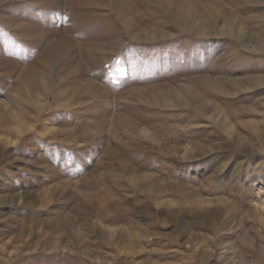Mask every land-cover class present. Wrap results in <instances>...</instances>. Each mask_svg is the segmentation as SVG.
<instances>
[{
	"label": "rangeland",
	"instance_id": "rangeland-1",
	"mask_svg": "<svg viewBox=\"0 0 264 264\" xmlns=\"http://www.w3.org/2000/svg\"><path fill=\"white\" fill-rule=\"evenodd\" d=\"M262 48L264 0H0V264H264Z\"/></svg>",
	"mask_w": 264,
	"mask_h": 264
},
{
	"label": "bare ground",
	"instance_id": "bare-ground-1",
	"mask_svg": "<svg viewBox=\"0 0 264 264\" xmlns=\"http://www.w3.org/2000/svg\"><path fill=\"white\" fill-rule=\"evenodd\" d=\"M262 50H264V48H262ZM222 120H223V122H224V124L228 127V128H232L233 126H232V124H230L229 122H228V120H227V116H226V114L222 117ZM228 131L229 132H231L229 129H228ZM256 131V130H255ZM257 132V131H256ZM259 132H261V131H259ZM257 135H258V133H256ZM263 135H264V133H263ZM229 138H231V136H228ZM245 138V137H244ZM243 138V139H244ZM257 139H259V140H262V139H264V137L263 138H261V134L260 135H258L257 137H256ZM238 139V138H237ZM240 141L238 140L237 141V143H239ZM217 143V142H216ZM242 143V142H241ZM221 144V143H220ZM240 144V143H239ZM243 146V145H242ZM245 146V145H244ZM218 148V147H217ZM220 148H222V147H220ZM219 148V149H220ZM226 148V147H225ZM224 148V149H225ZM213 149H215V148H213ZM260 150V149H259ZM263 150V149H262ZM239 153V152H238ZM132 179H133V177H130V180L132 181ZM102 181V180H101ZM210 181V180H209ZM162 182H164V181H162ZM158 183L159 182H157V181H155V180H153V179H147V180H143L141 183L140 182H138V186H140L139 187V189H141L143 192H146V193H148V194H152V192H151V190L153 189V188H155V187H157V185H158ZM57 188L58 187H55V188H52V189H50V190H47L46 192H45V197H44V200H47V199H49V198H51L53 195H54V192H56L57 191ZM87 188H89V187H87ZM152 188V189H151ZM203 190V189H202ZM91 191V190H90ZM151 192V193H150ZM49 193H51V195L49 194ZM58 193V192H57ZM56 194V193H55ZM189 194V193H188ZM187 194V195H188ZM82 195V194H81ZM84 197H85V194L83 195ZM152 196H153V194H152ZM157 196V197H156ZM188 196H190V195H188ZM154 199L155 200H157L158 201V199L160 198V196H158L157 194L155 195L154 194ZM159 197V198H158ZM81 198V197H80ZM183 200H182V202L184 201V202H187V197L186 196H182L181 197ZM189 198V197H188ZM0 199H1V201H3L4 200V197H0ZM82 199V198H81ZM0 201V202H1ZM159 202V201H158ZM114 203V202H113ZM194 203V202H193ZM192 203V204H193ZM228 204V203H227ZM46 205V204H45ZM197 207V206H196ZM199 207V206H198ZM196 217V216H195ZM76 219V218H75ZM66 220V219H65ZM57 221V220H56ZM172 221V220H171ZM66 222V221H65ZM79 222V221H78ZM77 222V223H78ZM116 222V221H115ZM195 222V221H194ZM71 223V222H70ZM196 223V222H195ZM57 225V224H56ZM63 227V226H62ZM127 239V238H126ZM47 240V239H46ZM123 242V241H122ZM43 243H44V241H43ZM49 243V242H48ZM44 245V244H43ZM42 245V246H43ZM49 245V244H48ZM52 246V245H51ZM42 262H43V260H42ZM203 263V262H202Z\"/></svg>",
	"mask_w": 264,
	"mask_h": 264
},
{
	"label": "crops",
	"instance_id": "crops-1",
	"mask_svg": "<svg viewBox=\"0 0 264 264\" xmlns=\"http://www.w3.org/2000/svg\"><path fill=\"white\" fill-rule=\"evenodd\" d=\"M60 161L58 162V163H56V164H54V165H52V168L53 169H57V171H59L60 173L62 172V171H60L62 168V162H61V159H59ZM108 165V164H107ZM109 166H111V164H109Z\"/></svg>",
	"mask_w": 264,
	"mask_h": 264
}]
</instances>
